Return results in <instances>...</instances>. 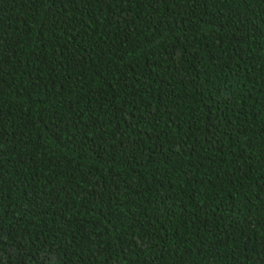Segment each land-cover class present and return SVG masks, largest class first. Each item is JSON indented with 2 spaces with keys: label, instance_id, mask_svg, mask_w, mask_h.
Instances as JSON below:
<instances>
[{
  "label": "trees",
  "instance_id": "1",
  "mask_svg": "<svg viewBox=\"0 0 264 264\" xmlns=\"http://www.w3.org/2000/svg\"><path fill=\"white\" fill-rule=\"evenodd\" d=\"M0 264H264V0H0Z\"/></svg>",
  "mask_w": 264,
  "mask_h": 264
}]
</instances>
